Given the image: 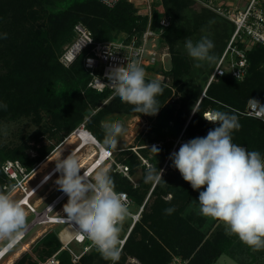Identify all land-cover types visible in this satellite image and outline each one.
<instances>
[{"label":"trees","instance_id":"trees-1","mask_svg":"<svg viewBox=\"0 0 264 264\" xmlns=\"http://www.w3.org/2000/svg\"><path fill=\"white\" fill-rule=\"evenodd\" d=\"M162 4L172 18L165 40L170 46L173 65L165 74L173 78V84L182 94L178 101L168 102L173 86L146 78V81H159L164 91L156 97L161 107L153 115L155 122L146 133L138 135L136 145L145 146L156 141H163V145L158 148L157 155H150L149 147L139 148L138 152L152 163L150 167L142 164L132 146L116 157L118 162L130 167L131 175H135L141 166L138 186L115 172L114 166L107 170L117 192H126L139 206L145 204L115 264H136L129 263L130 258L141 264H171L174 256L182 257L188 264H216L222 255L232 253L237 236L227 234L218 226L212 229L207 217L193 206L198 191L182 178L172 166V160L164 170L163 165L174 140L184 129L185 136L193 139L206 137L208 131L217 126L203 116L214 110L237 115L241 128L232 132V142L249 151H259L264 157V121L240 113L250 98L264 103V47L256 46L247 53L250 67L244 80L238 82L227 73L217 76L208 85L207 79L234 31L233 23L227 19L222 22L206 8L198 11L193 0H162ZM136 12L135 6L127 0L114 8L97 0H0V128L25 117L37 125L33 132L19 136L17 142L0 147V191L9 192L14 184L2 170L7 159L19 160L31 172L36 163L44 160L83 123L102 143L105 137L103 122L108 116H145L134 112L132 105L121 102L116 95L107 101L111 91L89 88L90 75L83 65L84 56L68 67L60 61L64 46L74 39L76 24L88 27L96 40H110L120 32L132 35L143 31L146 18ZM212 20L217 35L226 37L227 42L211 67H208L210 63L202 62L203 66L196 68L194 64L198 61L183 52L182 47L186 39L193 43L199 41L201 25ZM4 34L7 38H3ZM199 76H203L206 84L201 98L196 97L195 88L190 87L191 81ZM4 104L7 108L2 106ZM44 114L47 121H44ZM47 133L49 138L56 139L55 143L39 147L30 145V142H40ZM33 148L37 151L35 157L28 153ZM151 168L162 169L163 180L146 182ZM170 207H175V212L166 215L164 210ZM59 230L50 229L36 239L32 244L35 256L24 251L13 264H41L57 252V264H113L105 260L96 247L78 262H73L72 254L62 249Z\"/></svg>","mask_w":264,"mask_h":264},{"label":"clouds","instance_id":"clouds-1","mask_svg":"<svg viewBox=\"0 0 264 264\" xmlns=\"http://www.w3.org/2000/svg\"><path fill=\"white\" fill-rule=\"evenodd\" d=\"M102 2L114 7L116 0ZM3 38H7L6 34ZM213 48L214 43L207 36L195 43L191 39L185 41L188 56L198 61L194 64L196 68L202 67V62L215 61L210 54ZM107 79L115 95L121 102L132 105L134 112L158 113L161 106L156 97L164 89L157 80L146 81L145 70L138 62L110 69ZM250 104L255 118L264 120V105L254 98H250ZM2 106L7 108L6 104ZM203 116L217 126L206 137L193 138L171 153L172 166L193 190L199 191L202 216L222 222L227 234L260 251L264 249V157L259 151H249L232 142V132L241 128L237 115L214 110ZM123 131L119 123L105 125L102 158L117 149V137ZM151 151L159 153L156 146ZM56 171L60 173L56 184L68 196L63 208L65 221L74 222L78 226L76 234L86 236L105 260L115 264L121 254L122 224L130 215L126 194L115 190L114 180L102 167L94 172L84 170L81 175V166L72 155L56 162ZM162 175V169L151 168L145 179L158 183L163 180ZM164 211L171 215L175 207ZM26 227L27 214L22 202L0 191V240L11 243L23 235Z\"/></svg>","mask_w":264,"mask_h":264},{"label":"built area","instance_id":"built-area-1","mask_svg":"<svg viewBox=\"0 0 264 264\" xmlns=\"http://www.w3.org/2000/svg\"><path fill=\"white\" fill-rule=\"evenodd\" d=\"M97 1L108 8H114L122 0H116L114 7H109L107 4L103 3L102 0ZM127 1L135 6L137 9L136 14L138 16L146 18V25L141 33L136 32L131 35L127 32H120L116 37L110 40L99 41L94 38L92 31L88 27L82 23H78L74 26L75 36L73 41L67 45L64 52L60 56L61 63L67 67L72 65L79 57L84 56L83 65L85 70L90 75L88 87L99 92L109 90L111 91L110 97L115 95L114 90L108 84L110 82L107 79V73L110 69L118 66H126L127 63L138 62L144 68L146 78L158 79L159 76H162L161 74L166 75L165 72L169 71V69L166 68V62L172 55L170 46L165 40L166 32L172 25V18L163 11L162 0ZM213 9L233 23L235 28L224 53L218 61V66H216L212 77L208 82V85L214 81L217 76H222L227 73L235 79H237V74L239 73V81H242L245 79L250 67L247 53L256 46L264 47V0H245V5L242 7H229L221 5L215 6ZM156 66L163 67L164 69H162L161 72H158L156 70ZM166 77L169 76L166 75ZM158 80L165 82L168 86L170 85L164 80ZM210 112L212 111H207L204 115ZM241 113L247 116L255 117L251 104H249V107L245 110V112L241 111ZM81 128L86 129L85 123L81 124L76 132ZM189 140L191 139L185 136L184 129L174 140L168 158L164 163L163 170L168 166L169 161L171 160V153L178 151L179 147ZM152 145L162 147L163 143L157 142ZM147 147L152 146L148 145ZM133 150H135L138 156L145 161L136 149L133 148ZM108 159H111L108 170L114 166L115 172L129 178L135 186H138V183L132 177L130 167L127 164L118 162L115 157H113V152L110 156H107L102 160L103 163ZM102 161H100L99 157V159L96 160V163L99 165ZM145 163L149 166L147 161ZM90 169L91 166H87L84 170L90 171ZM2 170L7 177L14 180V184L9 189L8 193L13 192L19 187L23 188L25 196H23L20 202H22L24 198H28L29 200L38 189H41L44 186L45 181L51 175L48 173L34 187L30 188L29 186H24L23 182L25 179H28L29 177L31 178L35 171L32 173L29 172L19 160H7L2 164ZM84 170L81 171V175ZM57 187H59L57 184L54 185V188ZM5 188H7V186H5ZM119 193L126 194L129 208L133 202L132 199L126 192ZM67 197L68 196L64 192L60 191L50 201V203L40 210L32 204H27L26 206H28L33 213V219L28 223L25 230L30 229V232L38 225L47 226L48 224H63V227L58 232V236L63 244L62 249L67 248V250H70V245L74 242L84 245L83 250L80 253L72 252V260L76 263L85 253L89 252L95 246L86 236H78L76 234L77 230L68 243L62 239L61 233L70 224V222L64 221L66 220V214L63 213V211L60 213V211L54 212V210ZM144 205L140 206L138 215H133L134 223L139 220ZM46 226L42 229V231H40L41 233H38L39 236L44 235L49 230L50 227L48 228V226ZM127 235L123 238L120 237V248L123 247ZM11 243L9 242L5 247L9 246ZM57 254L58 252L50 257L46 262L53 260L57 264ZM130 260L132 263L138 264V260L134 258H130ZM41 264L43 263L41 262ZM171 264H188V261L184 259L181 260L178 256H175Z\"/></svg>","mask_w":264,"mask_h":264},{"label":"rangeland","instance_id":"rangeland-1","mask_svg":"<svg viewBox=\"0 0 264 264\" xmlns=\"http://www.w3.org/2000/svg\"><path fill=\"white\" fill-rule=\"evenodd\" d=\"M195 2V6L197 8V10H201L203 8L208 9V11H210L211 13H215L217 18L220 19L222 22L225 23V20L223 19H227L225 18L223 15L219 14L216 10H214L213 8L215 6H221V5H225V6H229V7H235V6H239L242 7L245 5V0H193ZM242 1L244 3H242ZM213 7V8H212ZM196 10V11H197ZM163 11L166 13L164 7H163ZM167 14V13H166ZM213 15V14H212ZM216 18V19H217ZM228 20V19H227ZM227 25L230 26L229 22H227ZM235 28V27H234ZM198 36H200V39L204 36H207L209 39H211L214 43V48L212 50H210L211 55L215 56V61L217 59V55L219 54V51L221 49V47L223 46V44H225L227 42L226 37H222L221 35H217V32L215 30V23L214 21H210L206 22L205 26L201 25V30L200 33L198 34ZM231 38V37H230ZM230 40V39H229ZM229 43V41H228ZM227 43V45H228ZM69 43H67L64 46L63 52L65 50V48L67 47ZM226 45V47H227ZM185 47V46H184ZM184 47H182L183 52H185L187 54V51H184ZM226 49V48H225ZM225 51V50H224ZM223 51V53H224ZM62 52V53H63ZM222 53V54H223ZM188 55V54H187ZM214 61V62H215ZM219 61V60H218ZM206 63V62H205ZM209 63V62H208ZM172 55L171 58L167 60L166 62V68L169 69V71L172 69ZM206 66V65H205ZM216 66H218V62L216 64ZM215 66V68H216ZM208 67H211V63L208 64ZM214 68V70H215ZM164 69L163 67H159L156 66V70L158 72H161V70ZM213 70V72H214ZM208 77L207 82H209V80L212 77V74ZM162 76H159L158 79L164 80L166 81V83L170 84L173 86V90H172V95L170 97V99L168 100V102H176L180 99L181 96V91L178 90V88L173 84V78L166 77V75L161 74ZM204 77L206 76V74H204ZM192 84L190 85V87L195 88V96L198 98H201L204 96L205 94V83H204V78L203 76H199L196 80L191 81ZM112 97H109L107 99V101H109ZM106 101V102H107ZM259 101V100H258ZM262 105H264L263 102L259 101ZM250 104V100L247 103L245 110L248 109ZM245 110L243 112H245ZM241 113V112H240ZM242 114V113H241ZM245 115V114H242ZM155 116V115H154ZM153 115H145V116H140V115H136V114H113L108 116L104 122H103V129L105 131V125L109 124V123H119L122 125L124 131L123 133L117 137L118 139V147L117 149L113 152V157L119 156V153L125 149H128L129 146H132L134 149H136V151H139V148L142 146H137V142H136V138L138 137L139 134L141 133H146L149 129L150 126L155 122V118L153 117ZM48 117L46 114H44V121H47ZM262 120V119H261ZM264 121V120H263ZM37 128V125H35L30 118H21L18 119L17 121H12L11 123H8L4 126H2L0 128V147L3 145H11L15 142L18 141L19 136L23 135V134H28L33 132L35 129ZM78 128H76L72 133H70L67 137H65V139L59 143L55 149L44 159H50L51 155L56 153V151L58 150V148L69 138V136L73 135L75 137H73V142L67 144L65 146V148L59 152V154L51 159V161L47 164V165H43V161H40L38 163L35 164L34 168L32 169L31 173L33 171H35L33 173V175L31 176V178L29 177L28 179H25L24 186H29L34 187L40 180H42L48 173L51 174L55 169H56V162L60 161L61 159L66 158L68 155H72L80 146L81 141L77 140L76 137V130ZM48 133L41 138L40 142H30V145H35L36 147H39L40 145L43 144H52L56 142L55 138H49L48 137ZM153 142L151 144H148L150 146L153 147L152 144L157 143ZM161 143H163V141H159ZM103 143V142H102ZM147 145V146H148ZM146 145L144 147L148 148ZM152 147H149V149L151 150ZM91 145H86L85 147H83L74 157L78 160L80 166L81 167V171H83L88 165L91 164V162H94L93 165L97 164L96 160L99 159V157L101 158V154L96 155L93 158H90V153H91ZM132 148V149H133ZM159 148V147H157ZM98 149V147H97ZM135 151V150H134ZM29 155L31 157H35L37 155V151L33 148L30 149L28 151ZM137 154V152H136ZM140 154V153H139ZM153 152L150 151V155H152ZM142 156V154H140ZM145 161L139 156V158L141 159L142 164L147 165L145 162L147 161L149 166H152V163L149 161L148 158L142 156ZM7 160H11V159H7ZM6 160V161H7ZM4 161V162H6ZM88 162L86 164V166L83 167V165H85V163ZM103 162V161H102ZM111 162V159L106 160L103 164L99 165L98 167H96L95 169H93L91 172H94L95 170H97L98 168H103L106 171L108 170V166L109 163ZM164 168V165H163ZM142 175V171H141V166L138 167V171L135 175H132V177L134 178V180L138 183L139 179L141 178ZM60 173L57 172L55 175H53L48 181H46L44 183V186L41 189H38L33 196H31V198L29 199L30 204H32L34 207H37L40 209H42L43 207H45L48 203H50V201L61 191L59 187L54 188V185H56V180L59 178ZM54 189V190H53ZM203 190V188L201 189V191ZM11 197L17 201H21V199L23 198V196H25V193L23 191L22 187L16 188L13 192L10 193ZM171 195H168L167 197H170ZM198 197H199V191L196 193V195L193 198V206L195 209L199 210V206H198ZM149 198V196H148ZM195 201V202H194ZM68 202V197L66 199H64L62 201L61 204H59L56 209L54 210V212L56 211H60V213H62L64 205ZM26 214H27V225L28 223L33 219V213L31 212V209L26 206L23 205ZM139 209L140 206L135 203L132 202V204L129 207V212L131 213L123 222L122 224V230L120 232V237L123 238L124 236H126L130 230L131 227L134 224V218L133 215H138L139 213ZM64 213V211H63ZM208 220V225H212V229L215 228V226H218L219 229H223L226 231L225 226L222 222L213 219L211 217H207ZM46 225H38L37 227H35L33 230H31L30 232H28V234L24 237V239L13 249L10 250V252L0 261V264H5L10 257L16 252L18 251V249H20L25 243H30V249L27 250L29 251L32 255L35 256V253L32 251V244L36 241V239H38L39 234L41 233L40 231H42V229L45 227ZM49 230L54 229V230H59L63 227V224H48L47 225ZM46 226V227H47ZM53 227V228H51ZM217 228V227H216ZM211 229V230H212ZM35 239V240H34ZM34 240V241H33ZM236 243L234 245V248L232 250V253L230 255H222L221 258L219 259L217 264H264V249L260 250V251H254L252 250L250 247H248L247 245H245L244 243H242L238 237H236L235 239ZM8 242V240H0V249ZM83 246L82 244L79 243H72L70 245V250L68 249V251L72 254V252L74 253H80L83 250ZM67 249V248H66ZM22 255V254H21ZM20 255V256H21ZM175 257V256H174ZM174 257L172 259V261L174 260ZM181 260L182 257L178 256ZM135 259V258H134ZM129 263H132L131 260H129ZM171 261V263H172ZM137 264V263H136ZM138 264H141L138 261Z\"/></svg>","mask_w":264,"mask_h":264},{"label":"bare ground","instance_id":"bare-ground-1","mask_svg":"<svg viewBox=\"0 0 264 264\" xmlns=\"http://www.w3.org/2000/svg\"><path fill=\"white\" fill-rule=\"evenodd\" d=\"M77 140L81 141V146L72 154V156H75L83 147H85L86 145H91V153H90V158L95 157L96 155L101 154V145L102 143H100L98 141V139L88 130L85 128H81L80 130H78L77 132H75ZM73 135L69 136V138L58 148L57 151L61 152L65 146L71 142H73ZM98 147V149H97ZM52 154L50 157V159H46L43 161V165H47L51 159L55 158L59 152H57ZM105 157L102 158V154H101V158L100 161H102ZM95 162V161H94ZM94 162H91L89 166H91L90 171H92L93 169H95L98 166V163L93 165ZM88 162L85 163L84 166H86ZM82 167V166H81ZM57 173L56 169L51 173V175L48 177V179L46 181H48L53 175H55ZM45 181V182H46ZM23 205H27L30 204L28 198H24V200L22 201ZM65 221V220H64ZM66 222V221H65ZM77 226L74 224V222H70V224L62 231L61 233V237L62 239L68 243L69 240H71L72 236L75 234ZM30 229H27L25 231H23V235L17 237L15 240H13V242L5 247L9 241L0 249V261L10 252L11 249H13L14 247H16L23 239L24 237L28 234ZM40 237V236H39ZM35 240V239H34ZM33 240V241H34ZM13 245V246H12ZM5 247V248H4ZM4 248V249H3ZM30 249V243H25L20 249H18V251H16L11 257L10 259L5 263V264H13L16 259H18L20 257V255L22 253H24V251H27ZM43 264H56V262H54L53 260H50L48 262H43Z\"/></svg>","mask_w":264,"mask_h":264},{"label":"water","instance_id":"water-1","mask_svg":"<svg viewBox=\"0 0 264 264\" xmlns=\"http://www.w3.org/2000/svg\"><path fill=\"white\" fill-rule=\"evenodd\" d=\"M196 108H197V106H196ZM196 108L194 109V111H196ZM194 111H193L192 115L194 114ZM192 115H191V117H192ZM189 121H190V119H189ZM189 121H188V122H189ZM187 124H188V123H187Z\"/></svg>","mask_w":264,"mask_h":264},{"label":"crops","instance_id":"crops-1","mask_svg":"<svg viewBox=\"0 0 264 264\" xmlns=\"http://www.w3.org/2000/svg\"><path fill=\"white\" fill-rule=\"evenodd\" d=\"M232 1H234V0H232ZM236 1V0H235ZM242 3H244L243 1H242ZM219 261V260H218ZM218 261L216 262V264L218 263Z\"/></svg>","mask_w":264,"mask_h":264}]
</instances>
